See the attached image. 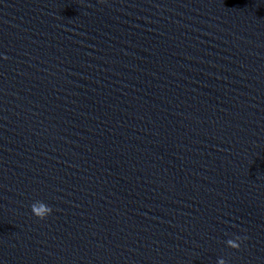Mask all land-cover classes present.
Listing matches in <instances>:
<instances>
[{
  "label": "water",
  "instance_id": "95a60500",
  "mask_svg": "<svg viewBox=\"0 0 264 264\" xmlns=\"http://www.w3.org/2000/svg\"><path fill=\"white\" fill-rule=\"evenodd\" d=\"M219 258L264 264V0H0V264Z\"/></svg>",
  "mask_w": 264,
  "mask_h": 264
},
{
  "label": "clouds",
  "instance_id": "9594fccd",
  "mask_svg": "<svg viewBox=\"0 0 264 264\" xmlns=\"http://www.w3.org/2000/svg\"><path fill=\"white\" fill-rule=\"evenodd\" d=\"M34 209L38 211H33ZM31 212L32 214L37 217L38 219H45L47 218L51 212L52 209L49 205L45 204L43 201H35L31 205ZM239 237H236L235 239H228L225 241V244L229 248L237 249L239 247ZM217 264H226V261L223 258H219L217 260Z\"/></svg>",
  "mask_w": 264,
  "mask_h": 264
}]
</instances>
